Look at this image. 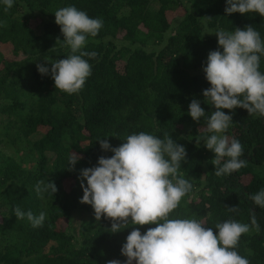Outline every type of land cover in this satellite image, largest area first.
<instances>
[{"label":"trees","instance_id":"obj_1","mask_svg":"<svg viewBox=\"0 0 264 264\" xmlns=\"http://www.w3.org/2000/svg\"><path fill=\"white\" fill-rule=\"evenodd\" d=\"M66 6L103 20L85 49L97 53L85 57L92 74L75 94L56 89L50 75L37 71L45 59L70 54L54 16ZM225 6L226 0H15L11 9L0 6L6 22L0 46L10 45L15 57L0 51V264H126L121 247L132 225L111 233L110 218L97 221L92 207L80 203L78 176L112 155L98 139L119 147L141 131L167 133L187 151L179 174L192 190L169 218H195L215 228L226 220L250 224L254 213L259 227L241 236L236 251L250 264H264V209L250 199L264 189V117L224 110L233 119L226 135L239 140L241 159L248 161L232 175H215L214 155L203 145L207 117L216 109L202 94L210 87L202 66L218 49L215 32L253 26L264 38V17L229 16ZM178 10L183 14L174 18ZM193 99L206 112L198 122L188 115ZM73 153L80 156L74 168ZM48 179L57 192L41 197L35 186ZM237 206L236 212L226 209ZM17 207L44 212L46 220L34 228L26 217H15ZM75 214L90 219L81 220L77 235L71 230ZM134 227L143 233L155 225Z\"/></svg>","mask_w":264,"mask_h":264},{"label":"clouds","instance_id":"obj_2","mask_svg":"<svg viewBox=\"0 0 264 264\" xmlns=\"http://www.w3.org/2000/svg\"><path fill=\"white\" fill-rule=\"evenodd\" d=\"M15 0H0V6L11 9ZM225 14L256 13L264 17V0H226ZM55 23L64 37L63 44L70 54L59 60L45 59L37 64L42 76H51L56 89L67 94L78 93L92 74L88 59L95 58V51H86L88 37H96L103 27L101 18L90 17L75 6L55 11ZM6 22L0 20V28ZM218 49L209 52L206 66H202L210 87L203 91L205 103L216 110L207 117L204 146L214 155L216 176H229L247 166L241 159L243 147L239 140L226 132L232 116L225 113L236 108L245 109L248 115L264 117V72L260 71L264 57V38L253 26L234 31L218 29L215 32ZM48 65H51L49 67ZM188 115L198 122L206 116L199 100L189 104ZM108 138V137H107ZM107 138L98 139L103 152L94 167L81 169L78 180L83 191L81 204L90 205L95 219L112 221L111 233H119L132 225V230L121 247L126 264H250L236 248L243 234L251 227H259L257 217L251 223L226 220L215 228L195 218H169L181 200L191 192V182L179 174L182 162L187 161L186 148L167 133L161 138L141 131L127 136L119 147H112ZM73 153L69 166L79 162ZM86 182V184H85ZM36 193H56L57 187L48 179L35 186ZM255 206L264 209V189L251 195ZM230 212L237 207L226 208ZM18 219L25 217L34 228L41 227L46 214L34 215L31 210L14 209ZM155 225L143 233L134 226ZM215 230V234H214ZM108 264H121L111 260Z\"/></svg>","mask_w":264,"mask_h":264},{"label":"rangeland","instance_id":"obj_3","mask_svg":"<svg viewBox=\"0 0 264 264\" xmlns=\"http://www.w3.org/2000/svg\"><path fill=\"white\" fill-rule=\"evenodd\" d=\"M183 12L182 10H178L176 12V14L173 16L174 18L175 17H178L180 15H182ZM0 51L3 53V55L8 58V59H15V57L12 55V50H11V46L10 45H2L0 46ZM81 220H90L87 216H83L81 214H75L72 218V223H71V230H73V232L77 235L78 233V228L80 227V223H81ZM62 228H66L68 225L63 223L61 224Z\"/></svg>","mask_w":264,"mask_h":264}]
</instances>
